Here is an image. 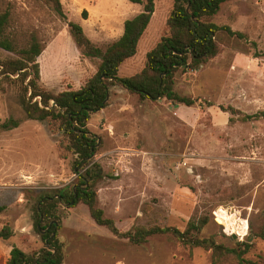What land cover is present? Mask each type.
<instances>
[{"label": "rangeland", "instance_id": "374dc122", "mask_svg": "<svg viewBox=\"0 0 264 264\" xmlns=\"http://www.w3.org/2000/svg\"><path fill=\"white\" fill-rule=\"evenodd\" d=\"M65 18L43 0H0L9 14L6 34L17 49L34 36L43 47L37 62L40 85L54 94L81 89L96 72L98 60L83 57L68 23L81 26L98 47L115 42L124 22L141 5L128 0H60ZM174 0H155L151 21L136 55L119 68L131 77L146 66V55L167 33ZM208 21L228 27L217 34L219 53L197 71L178 70L174 90L193 100L187 107L165 99L140 100L120 86L111 89L107 106L91 115L88 129L99 140L94 163L101 178L97 206L122 232L135 227L184 230L191 220L207 219L202 236L234 248L252 246L245 257L264 264V119L241 122L230 108L245 115L264 111V0H228ZM2 58L15 54L0 50ZM0 91V124L14 118L18 128L0 132V264L12 246L32 253L43 246L35 227L34 198L78 182L73 156L62 153V132L49 122L26 120L17 91ZM66 155V156H65ZM229 213L246 223L245 235L217 223ZM63 264H211V252L183 247L167 236L141 246L95 225L81 203L60 207ZM251 239V240H250ZM226 264H237L228 261Z\"/></svg>", "mask_w": 264, "mask_h": 264}, {"label": "trees", "instance_id": "16d2710c", "mask_svg": "<svg viewBox=\"0 0 264 264\" xmlns=\"http://www.w3.org/2000/svg\"><path fill=\"white\" fill-rule=\"evenodd\" d=\"M43 1L57 15L65 18L60 0ZM128 1L141 5V12L126 20L120 38L104 48L96 46L79 24L68 23L69 33L80 54L99 62L95 74L81 89L58 94L40 85V69L37 62L43 51L40 42L33 36L27 48L17 49L6 34L9 14H0V50L15 54V57L0 56V91L5 90L4 85L14 87L26 120L47 121L57 131H61L59 148L62 153L73 156L72 168L78 169V182L73 187L65 186L53 192L41 193L34 198L35 227L39 233L45 232L42 235L43 246L32 253L12 246L6 264H63V245L56 236L61 225L59 210L63 204L72 208L79 203L87 207L95 225L105 228L113 236L127 240L132 245H144L154 236H167L183 247L211 252V264H226L228 261L237 264H259L245 257L252 246L251 243L234 242L235 247L228 248L217 244L213 237L202 236L207 225L206 218L189 221L184 230L152 226L135 227L122 232L97 206L95 187L101 176L100 171L95 169L97 165L94 158L98 150V138L90 132L87 124L91 115L106 108V99L109 98L111 89L120 86L130 94L137 95L142 101L165 99L190 107L193 100L180 96L174 90L176 72L180 69L197 71L216 57L219 53L216 40L219 32L224 31L231 36L241 37L240 33L232 32L228 27H219L208 21L228 0H174L167 20V33L147 53L145 68L134 76L119 77L120 66L136 55L139 41L155 10V0ZM52 102L55 106H52ZM229 110L230 123L235 120V114L241 122L264 119V111L245 115L233 108ZM20 123V120L9 118L0 124V132L16 129ZM5 210L6 208L0 205V214ZM12 237V229L5 225L0 230V239L8 240ZM261 237H264V226Z\"/></svg>", "mask_w": 264, "mask_h": 264}, {"label": "bare ground", "instance_id": "6f19581e", "mask_svg": "<svg viewBox=\"0 0 264 264\" xmlns=\"http://www.w3.org/2000/svg\"><path fill=\"white\" fill-rule=\"evenodd\" d=\"M217 223L225 226L230 232L245 235L246 223L229 213H223L217 218Z\"/></svg>", "mask_w": 264, "mask_h": 264}, {"label": "crops", "instance_id": "0c3cea01", "mask_svg": "<svg viewBox=\"0 0 264 264\" xmlns=\"http://www.w3.org/2000/svg\"><path fill=\"white\" fill-rule=\"evenodd\" d=\"M8 257H9V254L6 253V255L4 256L3 264H6V261H7ZM0 258H1V256H0Z\"/></svg>", "mask_w": 264, "mask_h": 264}, {"label": "water", "instance_id": "95a60500", "mask_svg": "<svg viewBox=\"0 0 264 264\" xmlns=\"http://www.w3.org/2000/svg\"><path fill=\"white\" fill-rule=\"evenodd\" d=\"M107 99H108V97H107ZM107 99H106V101H107ZM52 106H55V103L54 102H52ZM98 144H99V140H98ZM97 144V145H98ZM71 204H72V202H71ZM52 237H54V234H52ZM251 240V239H250Z\"/></svg>", "mask_w": 264, "mask_h": 264}]
</instances>
